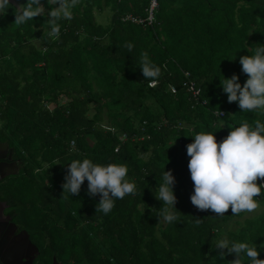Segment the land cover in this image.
Instances as JSON below:
<instances>
[{"label":"trees","instance_id":"obj_1","mask_svg":"<svg viewBox=\"0 0 264 264\" xmlns=\"http://www.w3.org/2000/svg\"><path fill=\"white\" fill-rule=\"evenodd\" d=\"M41 2L45 12L24 24L11 7L0 15V140L21 160L1 194L38 246L58 264H231L234 253L213 249L226 239L258 246L264 259V188L253 212L200 211L187 154L195 134L219 142L229 126L264 123V110L241 112L220 84L233 74L246 81L239 58L264 46V0H155L149 22L150 0H79L58 39ZM144 52L158 78L143 77ZM83 159L125 165L135 193L113 198L106 215L87 180L78 195L63 193L68 164ZM163 170L175 177L171 223L157 217Z\"/></svg>","mask_w":264,"mask_h":264},{"label":"clouds","instance_id":"obj_2","mask_svg":"<svg viewBox=\"0 0 264 264\" xmlns=\"http://www.w3.org/2000/svg\"><path fill=\"white\" fill-rule=\"evenodd\" d=\"M78 2L79 0H47V4L51 6L47 12L51 26L48 33L50 37L58 39V22L71 20V9ZM9 7L12 8L14 22L18 25L34 20L45 12L41 0H27L18 6L12 5L10 0H0V15L7 14ZM127 47L131 52L132 45ZM239 62L242 72L247 76L243 85L236 74L220 78L228 102H238L241 112L264 110V46L256 47L253 55L241 56ZM138 65L145 79L159 77L160 69L151 63L147 52L142 53ZM229 127L231 130L219 142L214 134L200 132L187 145L190 157L188 167L194 185L191 202L198 210H211L217 216H223L229 208L233 215L255 211L259 207L255 198L261 196V189L264 188V123L256 120L253 125L244 122L238 127ZM127 171L125 165H100L89 159L72 160L67 166L62 184L63 193L78 195L82 184L87 180L88 194L93 197L100 195L96 213L106 215L114 207L113 198L123 199L125 195L135 193L134 183L126 179ZM174 184L172 171L163 170L154 192L155 197L162 201L158 220L163 218L171 223L178 218L173 211L177 209ZM212 243L213 249L220 250L218 255L221 259L228 254H235L236 258L231 264H241L242 253L248 258V264H264V259L259 258L258 246L246 242L230 244L226 239Z\"/></svg>","mask_w":264,"mask_h":264},{"label":"flooded vegetation","instance_id":"obj_3","mask_svg":"<svg viewBox=\"0 0 264 264\" xmlns=\"http://www.w3.org/2000/svg\"><path fill=\"white\" fill-rule=\"evenodd\" d=\"M20 167L21 160L12 147L0 140V186ZM15 213L14 207L2 198L0 187V264H51L53 256L38 246Z\"/></svg>","mask_w":264,"mask_h":264},{"label":"built area","instance_id":"obj_4","mask_svg":"<svg viewBox=\"0 0 264 264\" xmlns=\"http://www.w3.org/2000/svg\"><path fill=\"white\" fill-rule=\"evenodd\" d=\"M155 4H156V3H155L154 0H150V4H149V6H148V9H147V16H146L148 22L151 20V10H152V8L155 6ZM124 18H126V19H130V20H132V21H140V19L135 18V17L131 16L130 14H127ZM183 74H184L186 77L188 76V73H187L186 71H184ZM148 84L152 85V84H154V81H149ZM183 84H184V82H183ZM184 85H185V84H184ZM186 85H187V86H186L187 89H188V90H191V92H192L193 95H196L198 89L194 87L193 83L189 81ZM168 89H169L170 92H174V91H175L174 86L171 85V84H168ZM219 113H221V112H219ZM122 137H123V134H122L121 136H119L120 139H121Z\"/></svg>","mask_w":264,"mask_h":264},{"label":"rangeland","instance_id":"obj_5","mask_svg":"<svg viewBox=\"0 0 264 264\" xmlns=\"http://www.w3.org/2000/svg\"><path fill=\"white\" fill-rule=\"evenodd\" d=\"M48 12V11H47ZM95 17H96V20L98 21V22H105V20H106V18H107V13H102V12H100L99 14H96L95 15ZM62 99L63 98H61L60 97V101H62Z\"/></svg>","mask_w":264,"mask_h":264},{"label":"water","instance_id":"obj_6","mask_svg":"<svg viewBox=\"0 0 264 264\" xmlns=\"http://www.w3.org/2000/svg\"><path fill=\"white\" fill-rule=\"evenodd\" d=\"M2 261H3V260H2ZM51 264H56V261H55V258H54V257H52Z\"/></svg>","mask_w":264,"mask_h":264},{"label":"bare ground","instance_id":"obj_7","mask_svg":"<svg viewBox=\"0 0 264 264\" xmlns=\"http://www.w3.org/2000/svg\"><path fill=\"white\" fill-rule=\"evenodd\" d=\"M154 1H155V0H154ZM155 3H156V2H155ZM155 6H156V4H155ZM155 6H154V7H155ZM154 7H153V8H154ZM153 8H152V9H153ZM147 9H148V8H147ZM151 11H152V10H151ZM125 16H126V15H125ZM125 16H124V17H125ZM151 18H152V17H151ZM190 91H191V90H190ZM218 114H220V113H218Z\"/></svg>","mask_w":264,"mask_h":264}]
</instances>
